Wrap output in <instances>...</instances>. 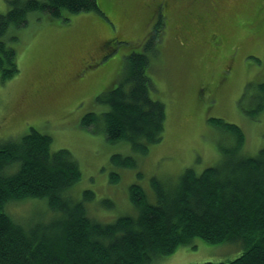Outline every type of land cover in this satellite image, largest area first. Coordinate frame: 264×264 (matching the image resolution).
<instances>
[{"label":"rangeland","instance_id":"obj_1","mask_svg":"<svg viewBox=\"0 0 264 264\" xmlns=\"http://www.w3.org/2000/svg\"><path fill=\"white\" fill-rule=\"evenodd\" d=\"M9 1L0 0V16ZM99 4L103 14L63 11L54 18L33 11L25 26L7 29L2 38L16 52L18 73L3 80L0 73V143L18 140L30 129L50 135L53 151L68 150L78 162L77 196L92 191L87 208L109 221L137 214L129 198L133 184L155 204L152 180L172 190L186 169L198 173L219 162L221 147L232 148L235 138L208 118L239 126L247 155L264 147L259 88L264 84V0ZM153 36L156 41L146 48ZM133 52L154 54L148 61L149 92L166 110L163 138L144 154L124 141L109 143L99 121L93 128L81 124L86 115L108 109L103 92L121 82L125 57ZM113 155L132 157L135 166L116 165ZM114 175L118 180L113 182ZM104 199L112 203L109 208ZM38 201L12 202L7 211L27 221L45 208ZM243 251L238 241L210 244L194 238L148 264L224 262Z\"/></svg>","mask_w":264,"mask_h":264},{"label":"trees","instance_id":"obj_2","mask_svg":"<svg viewBox=\"0 0 264 264\" xmlns=\"http://www.w3.org/2000/svg\"><path fill=\"white\" fill-rule=\"evenodd\" d=\"M9 5L0 16L2 80L18 73L16 52L2 37L8 28L25 26L29 13L39 11L54 18L63 11L103 14L99 0H10ZM155 37H150L146 48ZM153 55L126 56L121 82L101 97L108 109L86 115L82 126L93 128L101 122L109 143L127 142L137 154L160 142L166 110L149 92L147 70ZM259 88L264 95V84ZM208 122L235 138L232 148L221 147L219 162L198 173L186 169L172 190L152 180L155 204L147 202L143 189L133 184L129 198L137 214L111 221L87 208L92 191L77 196L78 162L68 150L53 151L50 135L30 129L18 140L0 143V264H148L194 238L210 244L238 241L244 251L231 261L193 264H264V147L247 155L239 126L216 118ZM111 161L135 166L132 157L113 155ZM116 180L114 175L111 181ZM27 199L39 200L45 208L30 214L27 221L14 219L8 205ZM102 204L109 208L112 203L104 199Z\"/></svg>","mask_w":264,"mask_h":264},{"label":"crops","instance_id":"obj_3","mask_svg":"<svg viewBox=\"0 0 264 264\" xmlns=\"http://www.w3.org/2000/svg\"><path fill=\"white\" fill-rule=\"evenodd\" d=\"M124 64V63H123Z\"/></svg>","mask_w":264,"mask_h":264}]
</instances>
